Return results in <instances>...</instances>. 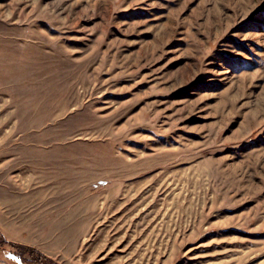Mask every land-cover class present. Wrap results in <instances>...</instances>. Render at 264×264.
Segmentation results:
<instances>
[{"label":"rangeland","instance_id":"1","mask_svg":"<svg viewBox=\"0 0 264 264\" xmlns=\"http://www.w3.org/2000/svg\"><path fill=\"white\" fill-rule=\"evenodd\" d=\"M27 261L264 264V0H0V264Z\"/></svg>","mask_w":264,"mask_h":264},{"label":"trees","instance_id":"2","mask_svg":"<svg viewBox=\"0 0 264 264\" xmlns=\"http://www.w3.org/2000/svg\"><path fill=\"white\" fill-rule=\"evenodd\" d=\"M32 251H34V250H32ZM36 255L38 256L39 253H36ZM38 258H40V259H44V260H50L47 256H43L42 254H41L40 257H38ZM27 264H29L28 261H27Z\"/></svg>","mask_w":264,"mask_h":264}]
</instances>
